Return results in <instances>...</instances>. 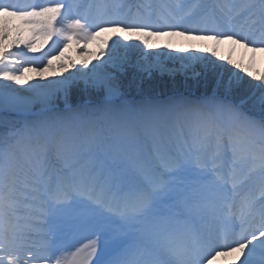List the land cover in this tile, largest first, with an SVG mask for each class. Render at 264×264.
Here are the masks:
<instances>
[{"label":"snow or ice","instance_id":"1","mask_svg":"<svg viewBox=\"0 0 264 264\" xmlns=\"http://www.w3.org/2000/svg\"><path fill=\"white\" fill-rule=\"evenodd\" d=\"M101 32L91 67L23 79L38 40ZM164 35L264 52V0H0V264H264V75L145 51ZM156 73L197 94H130Z\"/></svg>","mask_w":264,"mask_h":264},{"label":"rangeland","instance_id":"2","mask_svg":"<svg viewBox=\"0 0 264 264\" xmlns=\"http://www.w3.org/2000/svg\"><path fill=\"white\" fill-rule=\"evenodd\" d=\"M16 23H19L18 21ZM103 35V39L105 41H108L109 43H111V39H115L116 35L115 33L112 32H101L99 36H97L95 39L88 41L87 42V47H85V42L81 39L80 43H76L75 40H73L72 42H69V46L64 49L62 47V44L60 45L61 50L63 51V55L61 56L59 51H55V48L52 47L53 45V41L51 40H38L35 44V47L37 49V53L35 54V56H33V54L29 53L28 57H32L34 60V63L28 64L25 67L28 68L27 71H24L23 73L29 72L30 70L33 69H37V70H41L39 68L36 67L37 63H40L41 60H46L47 58H51L52 59V68L57 67L59 68L60 64H66L69 65V67L67 68V71L72 72L74 71V69L71 67L72 63H75L77 67H81L80 62L82 60H87L89 61V67L92 66V64L97 63L98 59L102 60L104 59L103 56H101V51H107L106 46L99 42L98 38L100 36ZM180 38V42L178 45H175L174 48L172 49H168L166 48V44L162 43L159 41V36L157 37H152V43L154 45H157V48L154 49H145V51H152V52H180V48H181V44L183 40L188 39L189 41H193L194 43H196V45L200 48H206V49H212L215 48L213 46V44H209L204 42L203 40H199L198 38H187V37H183V36H178ZM62 39V38H61ZM23 47V46H21ZM219 52V50H218ZM219 54L221 55L222 53L219 52ZM224 55V54H222ZM230 57L228 55L225 54V57ZM59 57V58H57ZM27 58V57H25ZM232 60L241 63L240 61L234 59L233 57H231ZM244 64V63H243ZM247 65V64H245ZM19 67V66H17ZM252 70V69H251ZM255 74H260V75H264V70H252ZM159 74V73H158ZM161 75V74H159ZM167 76V75H166ZM169 77V76H168ZM0 131H2V129H0ZM72 260L73 257L71 256V254H69V256H67V262L68 264H72Z\"/></svg>","mask_w":264,"mask_h":264},{"label":"bare ground","instance_id":"3","mask_svg":"<svg viewBox=\"0 0 264 264\" xmlns=\"http://www.w3.org/2000/svg\"><path fill=\"white\" fill-rule=\"evenodd\" d=\"M201 40V39H199ZM159 41L164 44L172 43L174 46L178 45L180 38L178 36H159ZM206 43L213 44L215 48L219 50L220 53L226 54L234 59L240 61L241 63L251 66L252 70H264V52L253 53L248 49L242 48L239 45L233 44L230 41H225L219 45L210 39L203 40ZM69 71L54 67L46 70L33 69L29 72L23 73V79L26 83H34L41 80L60 78L63 75H67ZM26 86V85H25ZM74 249L71 251L73 252ZM239 257V259H238ZM243 256L238 253L222 254L216 260V264H240V260Z\"/></svg>","mask_w":264,"mask_h":264},{"label":"trees","instance_id":"4","mask_svg":"<svg viewBox=\"0 0 264 264\" xmlns=\"http://www.w3.org/2000/svg\"><path fill=\"white\" fill-rule=\"evenodd\" d=\"M102 37L103 35L98 38L99 42L101 43L105 41ZM132 42L138 43L135 40H133ZM198 49H200V47H198L196 43L186 39L183 40L181 44L180 52L179 53L174 52L172 54L184 55L186 53L182 50H187L189 52H192V51H197ZM220 56L225 57V55L222 54ZM256 75H260V74L257 73ZM129 91L130 94L132 95H140L141 92H144V93H150L156 96L164 97L171 95L175 92H184V93L191 92L193 95H195L197 94L198 89L194 82L185 81V79L182 76H177L175 79H173L166 75H159L158 73H156L151 79L145 80L141 84L140 88L133 87ZM200 91H203V89H200Z\"/></svg>","mask_w":264,"mask_h":264}]
</instances>
